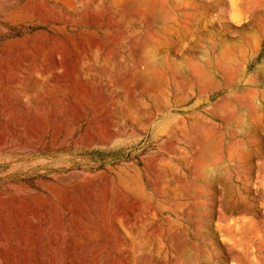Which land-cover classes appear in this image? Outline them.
Returning a JSON list of instances; mask_svg holds the SVG:
<instances>
[{
    "label": "rangeland",
    "instance_id": "rangeland-1",
    "mask_svg": "<svg viewBox=\"0 0 264 264\" xmlns=\"http://www.w3.org/2000/svg\"><path fill=\"white\" fill-rule=\"evenodd\" d=\"M136 1L0 0V264H264V0Z\"/></svg>",
    "mask_w": 264,
    "mask_h": 264
},
{
    "label": "bare ground",
    "instance_id": "bare-ground-1",
    "mask_svg": "<svg viewBox=\"0 0 264 264\" xmlns=\"http://www.w3.org/2000/svg\"><path fill=\"white\" fill-rule=\"evenodd\" d=\"M128 1H131V0H128ZM135 2H137L136 0H132V2H130V3H132V4H134ZM260 2H262L261 0H260ZM259 2V3H260ZM129 3V4H130ZM131 4V5H132ZM251 4V3H250ZM127 5V4H126ZM131 7V6H130ZM247 11V10H246ZM148 51L146 50L145 52H144V62L146 61V59L148 58ZM220 59V58H219ZM222 59V58H221ZM224 59V58H223ZM151 62V61H150ZM218 62V61H217ZM220 62V61H219ZM218 62V63H219ZM148 64V67H147V69H146V72L145 73H143V74H140L139 75V79H140V81L142 82V83H144L143 85H145V84H147V85H149V84H152L153 82H155V78L150 74V67H151V65L149 64V62L147 63ZM222 64V63H221ZM217 65H220V64H217ZM147 66V65H146ZM223 66V65H222ZM227 66V65H226ZM225 66V67H226ZM230 69V68H229ZM202 70V69H201ZM222 70H224V69H222ZM226 70V69H225ZM224 70V71H225ZM204 71V70H203ZM227 71V70H226ZM144 72V71H143ZM201 72V71H200ZM206 73V72H205ZM206 74H208V73H206ZM206 74H204L205 76H206ZM199 76V75H198ZM203 76V75H202ZM211 79V78H210ZM198 83V82H197ZM146 86V85H145ZM203 87V86H202ZM262 93V92H261ZM253 97V96H252ZM249 98V97H248ZM236 99V98H235ZM239 100V99H238ZM193 118V117H192ZM194 124V123H193ZM196 125V124H195ZM184 133V132H183ZM206 143V142H205ZM200 144V147H201V149H200V156L202 157V158H207L208 156L210 157V155H209V151H208V148H209V143H206V144ZM208 157V158H209ZM264 163V162H263ZM262 165V164H261ZM264 165V164H263ZM246 167V166H245ZM263 168V167H262ZM260 170V169H259ZM262 170V169H261ZM260 170V171H261ZM261 172H263V171H261ZM264 173V172H263ZM249 202V201H248ZM228 207V206H227ZM230 210L231 211H238V210H241V209H243V210H245L246 212H248V213H251V212H253V211H251V210H253L252 208V206H248V205H246V203L245 202H242V201H238V200H235V202H233L232 204H230ZM242 210V211H243ZM244 215H245V213H244ZM237 223H239V222H237ZM197 224V223H196ZM222 224V223H221ZM221 224H220V226H221ZM257 224V223H256ZM231 225V224H230ZM220 226H219V228H220ZM236 226V225H235ZM238 226V225H237ZM228 227V226H227ZM231 227V226H230ZM254 227H255V225H254ZM253 227V228H254ZM258 227V226H257ZM252 228V229H253ZM256 228V227H255ZM254 228V229H255ZM221 229H223V227L221 228ZM228 229V228H227ZM232 229V228H231ZM238 229V228H237ZM229 230V229H228ZM234 230V229H233ZM250 230V229H249ZM235 231V230H234ZM233 232V231H232ZM238 232V231H237ZM229 233V232H228ZM227 235V234H226ZM233 235V234H232ZM247 235V234H246ZM251 235H253V234H251ZM236 236V235H235ZM240 237V236H239ZM233 238V237H232ZM237 238V237H236ZM249 240V239H248ZM251 241V240H250ZM249 243V242H248Z\"/></svg>",
    "mask_w": 264,
    "mask_h": 264
},
{
    "label": "crops",
    "instance_id": "crops-1",
    "mask_svg": "<svg viewBox=\"0 0 264 264\" xmlns=\"http://www.w3.org/2000/svg\"><path fill=\"white\" fill-rule=\"evenodd\" d=\"M236 123H238V124H236V128H239L240 130H241V124L239 123V121L238 120H236ZM245 158H247V153L245 154ZM208 160H206V161H210V159H211V156L209 157V158H207ZM210 183V182H209ZM214 183V182H213Z\"/></svg>",
    "mask_w": 264,
    "mask_h": 264
}]
</instances>
